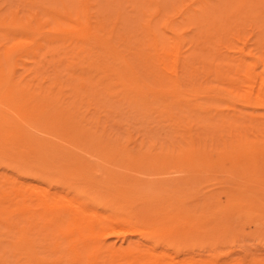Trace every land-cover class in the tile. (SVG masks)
<instances>
[{"label": "rangeland", "instance_id": "1", "mask_svg": "<svg viewBox=\"0 0 264 264\" xmlns=\"http://www.w3.org/2000/svg\"><path fill=\"white\" fill-rule=\"evenodd\" d=\"M263 98L264 0H0V264H264Z\"/></svg>", "mask_w": 264, "mask_h": 264}, {"label": "bare ground", "instance_id": "2", "mask_svg": "<svg viewBox=\"0 0 264 264\" xmlns=\"http://www.w3.org/2000/svg\"><path fill=\"white\" fill-rule=\"evenodd\" d=\"M190 2H191V1H190ZM190 2H189V3H190ZM86 8H87V7H86ZM179 13H180V12H179ZM176 15H177V14H176ZM175 17H176V16H175ZM77 24H78V23H77ZM79 24H80V23H79ZM88 24H89V23H88ZM80 27H82V26H80ZM80 27H78V28H80ZM81 29H82V28H81ZM83 29H84V28H83ZM85 30H86V29H85ZM85 30H84V31H85ZM88 31H89V30H88ZM51 34H52V33H51ZM31 39H32V38H31ZM259 86H260V85H259ZM259 88H260V87H259ZM256 89H257V88H256ZM193 92H194V91H193ZM212 94H213V93H212ZM260 96H261V94H260ZM260 96H259V97H260ZM262 96H263V95H262ZM9 97H10V96H9ZM263 99H264V98H263ZM13 100H14V98H13ZM17 100H18V99H17ZM24 100H25V99H24ZM261 100H262V99H261ZM229 101H230V100H229ZM12 102H13V101H12ZM15 102H16V101H15ZM19 102H20V101H19ZM21 102H22V101H21ZM0 103H2V102H0ZM22 103H24V102H22ZM26 103H27V102H26ZM10 104H11V103H10ZM10 104H9V105H10ZM17 104H18V102H17ZM3 105H4V104H3ZM5 105H6V104H5ZM9 105H8V106H9ZM12 105H13V104H12ZM22 105H23V104H22ZM8 106H7V107H8ZM13 106H14V105H13ZM13 106H12V107H13ZM16 106L18 107V105H16ZM16 106H15V107H16ZM19 106H20V104H19ZM23 106H24V105H23ZM27 106H28V104H27ZM25 107H26V106H25ZM25 107H24V108H25ZM9 109H10V106H9ZM16 109H18V108H16ZM27 109H28V108H27ZM0 111H3V110L0 109ZM12 111H13V109H12ZM14 111H15V110H14ZM16 111H17V110H16ZM16 111H15V112H16ZM24 111H25V110H24ZM28 111H30V110H28ZM17 112H18V111H17ZM22 112H23V111H22ZM3 113H5V111H4ZM33 113H34V112H33ZM6 114H7V113H6ZM16 114H17V113H15V115H16ZM30 114H31V113H30ZM34 114H35V113H34ZM37 114H38V113H37ZM4 115H5V114H4ZM10 115H11V114H10ZM21 115H22V114H21ZM23 115H24V114H23ZM23 115H22V116H23ZM35 115H36V114H35ZM38 115H39V114H38ZM39 116H41V115H39ZM10 117H11V116H10ZM10 117H9V119H11ZM17 117H18V116H17ZM28 117H29V115H28ZM30 117H31V116H30ZM33 117H34V116H33ZM12 118H13V117H12ZM19 118H21L20 115H19ZM40 118H41V117H40ZM67 118H68V116H67ZM23 119H24V118H23ZM48 119H49V118H48ZM62 119H63V118H62ZM13 120H14V122H16L15 119H13ZM13 120H12V122H13ZM21 120H22V119H21ZM40 120H41V119H40ZM44 120H45V119H44ZM63 120H66V119H63ZM22 121H23V120H22ZM24 121H25V119H24ZM26 121H27V120H26ZM26 121H25V123H26ZM44 122H45V121H44ZM63 122H64V121H63ZM5 123H6V122H5ZM16 123H17V122H16ZM16 123H15V124H16ZM40 123H41V122H40ZM3 124H4V123H3ZM10 124H11V123H10ZM26 124H27V123H26ZM28 124H29V123H28ZM13 125H14V124H13ZM19 125H20V123H18V126H19ZM58 125H59V124H58ZM29 126H30V125H29ZM32 126H33V125H32ZM53 126H54V125H53ZM4 127H5V126H4ZM20 127H21V125H20ZM33 127H35V129H36V126H33ZM38 127H39V126H38ZM38 127H37V128H38ZM54 127H56V126H54ZM23 128H24V127H21V129H23ZM47 128H48V127H47ZM21 129L19 128V130H21ZM19 130H18V131H19ZM23 130H24V129H23ZM31 130H32V128H31ZM37 130H38V129H37ZM37 130H36V131H37ZM4 131H5V129H4ZM10 131H11V130H10ZM32 131H33V130H32ZM38 131H40V130H38ZM7 132H8V131H7ZM21 132H22V131H21ZM42 132H43V131H42ZM4 133H6V131H5ZM10 133H12V132H10ZM66 133H67V132H66ZM69 133H70V132H69ZM16 134H17V132H16ZM18 134H19V132H18ZM21 134H22V133H21ZM23 134H24V133H23ZM35 134H37V133H35ZM42 134H43V133H42ZM9 135H10V134H9ZM16 136H17V135H16ZM16 136H15V138H16ZM21 136H22V135H20V137H21ZM20 137H19V138H20ZM26 137H28V136H26ZM38 137H39V136H38ZM38 137H34V138H35L34 140H37ZM41 137H42V136H41ZM41 137H39V138H41ZM6 138H7V137H6ZM21 138L23 139V137H21ZM36 138H37V139H36ZM44 138H45V137H44ZM29 139H30V138H29ZM29 139H28V140H29ZM53 139H54V138H53ZM7 140H8V139H7ZM24 140H27V139H25V137H24ZM28 140H27V141H28ZM125 140H126V139H125ZM17 141H18V139H17ZM51 141H52V139H51ZM55 141H56V140H55ZM6 142H7V141H6ZM15 142H16V141H15ZM21 142H22V141H21ZM23 142H24V141H23ZM28 142L30 143V141H28ZM36 142H37V141H36ZM38 142H39V141H38ZM42 142H43V141H41V143H42ZM44 142H45V139H44ZM44 142H43V143H44ZM46 142H47V141H46ZM46 142H45V143H46ZM58 142H59V140H58ZM10 143H11V142H10ZM10 143H9V144H10ZM13 143H14V141H13ZM25 143H26V142H25ZM33 143H34V142H33ZM45 143H44V144H45ZM52 143H53V142H52ZM14 144H16V143H14ZM18 144H19V143H18ZM18 144H16V145H18ZM48 144H49V143H48ZM48 144H47V145H48ZM54 144H55V142H54ZM16 145H15V146H16ZM19 145H20V144H19ZM34 145H35V144H34ZM39 145H41V144H39ZM62 145H63V144H62ZM64 145H65V144H64ZM67 145H68V144H66V146H67ZM8 146H9V145H8ZM21 146H22V145H21ZM23 146H24V145H23ZM32 146H33V145H32ZM10 147L13 148L12 145H11ZM18 147H19V146H18ZM29 147H30V145H29ZM33 147H34V148H33L34 151H36V150L39 151V150H40V149H39V150L36 149L35 146H33ZM41 147H42V146H41ZM48 147H50V146H48ZM6 148H7V147H6ZM11 148H10V149H11ZM14 148H15V147H14ZM14 148H13L12 150H10V151H13V150H14V152H15L16 149H14ZM51 148H52V147H51ZM53 148H55V147H53ZM89 148H90V147H89ZM17 149H18V148H17ZM26 149H28V148H26ZM26 149L24 148L25 151H24L23 149H22V150H23L24 152H26ZM33 149H32V150H33ZM35 149H36V150H35ZM46 149H47V147H46ZM8 150H9V149H8ZM18 150H19V149H18ZM18 150H17V151H18ZM44 150H45V149H44ZM61 150H62V149H61ZM17 151H16V152H17ZM23 151H22V152H23ZM52 151H53V150H52ZM16 152H15V154H18V153H20L21 151H20V152H17V153H16ZM27 152H31V150H29V151H27ZM44 152H45V151H44ZM44 152H43V154L45 155ZM48 152H49V149H48L47 153H48ZM50 152H51V151H50ZM54 152H55V150H54ZM56 152L60 153L59 151H56ZM56 152H55V153H56ZM10 153H11V152H10ZM32 153H33V155H35L33 151H32ZM40 153H41V152H40ZM67 153H68V152H67ZM75 153H76V152H75ZM139 153H140V152H139ZM21 154H22V153H21ZM62 154H63V153H62ZM10 155H11V157H12V156L14 155V153H13V154H10ZM30 155H32V154H30ZM50 155H52V153H51ZM56 155H57V154H56ZM70 155H71V154H70ZM17 156H18V155H17ZM20 156L23 157V155H20ZM48 156H49V155H47V157H48ZM140 156H142V155H140ZM18 157H19V156H18ZM25 157H27V156H25ZM49 157H50V156H49ZM51 157H52V156H51ZM54 157H55V156H54ZM61 157H62V156H61ZM130 157H131V156H130ZM9 158H10V156H9ZM14 158H15V157H14ZM32 158H33V157H32ZM38 158H39V157H38ZM38 158H37V159H38ZM42 158H44V156H43ZM45 158H46V155H45ZM45 158H44V159H45ZM135 158H136V157H135ZM137 158H139V157H137ZM11 159H12V158H10V161L13 160V159H12V160H11ZM60 159H62V158H60ZM83 159H84V158H83ZM129 159H130V158H129ZM16 160H17V159H16ZM78 160H79V159H78ZM14 161H15V160H14ZM21 161H24V160H21ZM90 161H91V159H90ZM130 161H131V160H130ZM16 162H18V161H16ZM35 162H36V161H35ZM42 162H44V161H42ZM42 162H41V163H42ZM19 163H20V159H19ZM19 163H18V164H19ZM32 163H34V160H33V161L30 160V164H32ZM38 163H39V162H38ZM70 163H71V162H70ZM78 163H80V162L78 161ZM82 163H83V162H82ZM18 164H17V165H18ZM23 164H24V163H23ZM35 164H36V163H35ZM66 164H67V163H66ZM71 164H72V163H71ZM85 164H86V163H85ZM14 165H16V164H14ZM17 165H16V167H17ZM21 165H22V164H21ZM21 165H18V166H21ZM41 165H43V164H41ZM67 165H68V164H67ZM73 165H74V164H73ZM73 165H72V166H73ZM77 165H78V164H77ZM81 165H82V164H81ZM37 166H38V164H37ZM92 166H93V165H92ZM13 168H14V167H13ZM22 168H23V167H22ZM27 168H28V167H27ZM37 168H38V167H37ZM44 169H46V168H44ZM44 169H43V170H44ZM28 170H29V169H28ZM28 170H24V172H25V171L28 172ZM33 170H35V169L33 168ZM33 170H31V172H32ZM37 170L39 171V169H37ZM29 171H30V170H29ZM38 171H37V172H38ZM46 171L48 172V170H46ZM37 172H35V173L37 174ZM44 172H45V171H44ZM25 173H26V172H25ZM29 173H30V172H29ZM29 173H28V174H29ZM48 173H49V172H48ZM31 174H32L33 176H35V175L33 174V172H32ZM31 174H30L29 176H31ZM38 176H39V175H38ZM38 176H37V177H38ZM24 178H25V177H24ZM39 178H40V177H39ZM62 179H63V178H62ZM166 180H167V181H170L171 179H166ZM115 181H116V180H115ZM140 183H141V182H140ZM142 183H143V182H142ZM97 190L99 191V189H97ZM145 190H146V189H145ZM68 191H69V190H68ZM93 191H94V190H93ZM75 194H76V193H75ZM95 210H96V209H95ZM128 211H129V210H128ZM135 214H136V213H135ZM100 217H101V216H100ZM100 217H99V218H100ZM139 219H140V218H139ZM126 230H127V229H126ZM126 230H125V232H126ZM130 230H131V229H128L127 231H130ZM177 259H179V258H177Z\"/></svg>", "mask_w": 264, "mask_h": 264}]
</instances>
